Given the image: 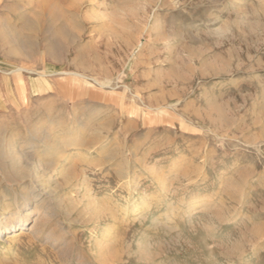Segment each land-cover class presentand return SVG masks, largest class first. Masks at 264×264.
<instances>
[{"label":"rangeland","instance_id":"1","mask_svg":"<svg viewBox=\"0 0 264 264\" xmlns=\"http://www.w3.org/2000/svg\"><path fill=\"white\" fill-rule=\"evenodd\" d=\"M47 116L64 177L27 143ZM0 126V264H264V0H0Z\"/></svg>","mask_w":264,"mask_h":264},{"label":"bare ground","instance_id":"2","mask_svg":"<svg viewBox=\"0 0 264 264\" xmlns=\"http://www.w3.org/2000/svg\"><path fill=\"white\" fill-rule=\"evenodd\" d=\"M26 14L24 12H21L19 15V22H22L25 18ZM22 39V38H21ZM3 68V67H2ZM17 70V69H16ZM9 71V70H7ZM16 72V71H14ZM62 72V71H61ZM60 72V73H61ZM32 73V72H31ZM35 73V72H34ZM69 74H74L76 76L79 77H86L85 74H79L76 72H68ZM39 74V73H38ZM18 75V74H17ZM41 75V74H40ZM19 76V75H18ZM89 78V77H88ZM91 78H93L91 76ZM19 79V78H18ZM95 79V78H94ZM70 80V79H69ZM105 80V79H103ZM84 82V81H83ZM103 82H106L103 81ZM68 83V82H67ZM93 83V82H92ZM112 83V82H111ZM26 85V84H25ZM103 85V84H102ZM111 88V86H110ZM125 88V87H124ZM127 88V86H126ZM22 90V89H21ZM90 90V89H89ZM62 91V90H61ZM26 92V91H24ZM69 94V93H68ZM81 94V93H80ZM102 95V94H101ZM124 95V94H123ZM24 96V95H23ZM106 96V95H105ZM67 97V96H66ZM27 98V97H26ZM123 98V96H122ZM101 100V99H100ZM28 103V102H27ZM119 107L120 110L122 111H127V105L124 102V99L121 100L119 102ZM61 110V109H60ZM59 111V110H57ZM128 114L131 115V112L127 111ZM122 113V112H121ZM56 113H48L49 116H53ZM85 115V114H84ZM51 116V117H52ZM57 116V115H56ZM51 117H45L44 120H36L32 123L29 124V131L28 133L33 137V139H29L28 140V144H30L31 146H36V152L42 153V156L40 155L41 158L45 159L46 162L48 163V166L54 167L55 169H57L58 173L61 175V177H64L66 175H69L67 172L71 169V167H67L65 165H62V161L65 158H68L69 155L66 154L67 149L69 148L68 146L70 145V142L75 140L73 138V136L69 137V136H65L64 132H66L67 128L65 125V120L64 118H51ZM67 121V120H66ZM86 123V122H85ZM89 124V123H88ZM106 125V124H105ZM68 126V125H67ZM16 127V126H15ZM104 128V126H103ZM22 129V128H21ZM18 132V133H17ZM72 132V131H71ZM98 132V131H97ZM64 133V134H63ZM103 134V133H102ZM20 134L19 131L16 132H6L5 128H3L2 126H0V158L2 160H6V159H10L12 162H14L15 164H18L21 159H22V153L20 150V145L18 143V141L20 140ZM100 139V138H99ZM98 139V140H99ZM97 140V139H96ZM94 141V140H93ZM100 141V140H99ZM98 141V142H99ZM75 142V141H74ZM96 142V141H95ZM90 143V142H89ZM95 144L94 142H91V146ZM71 146V145H70ZM84 146V145H83ZM95 146V145H93ZM119 150V149H118ZM75 155V154H74ZM9 161V160H8ZM61 164V165H60ZM67 164V163H66ZM45 165V164H44ZM47 166V167H48ZM148 170V169H146ZM150 170V169H149ZM20 171V170H19ZM70 173V172H69ZM151 173V172H150ZM189 173V172H188ZM159 174V172H158ZM25 172L24 171H20L16 174V180H24L25 178ZM63 175V176H62ZM153 175V174H152ZM162 175V173L160 174V176ZM137 176V175H136ZM159 176V175H158ZM41 177V176H40ZM57 177V176H56ZM71 177V175H70ZM69 177V178H70ZM121 178H125V174L121 176ZM40 179V178H39ZM41 180V179H40ZM54 179L51 176H48L47 179H45L43 177L42 181H47V182H51ZM85 182V181H84ZM134 185L137 186L140 182V180H138V178L134 179ZM45 184V183H44ZM23 185H25V183L22 181L20 184V187H22ZM25 187V186H24ZM29 188H31L30 185H28ZM165 187V186H164ZM88 190V189H87ZM33 196H31L32 198ZM144 196L143 195H138L135 199L134 202V206H133V212L134 214H138V212L141 209V204L142 201L144 200ZM91 200V199H90ZM30 201L31 199L27 197V194H19L17 191V194L15 196V198L13 200L10 201H6L3 205V209L5 212H15L16 214V219L18 220H25V215H23L24 209H26L29 205H30ZM201 201V200H200ZM197 202H199V200L195 201L193 203V208L198 207L197 206ZM90 209L92 208V210L94 213H96L97 215H104L106 214V208L105 206L101 205L98 201H96L95 199H93L92 201L89 202ZM14 210V211H13ZM111 213V211H109ZM113 217V215H112ZM9 218V217H8ZM99 219V218H98ZM7 220H10V223H13V219L9 218L6 219V222H4V224L6 225V223L8 222ZM10 225V224H9ZM99 244V243H98Z\"/></svg>","mask_w":264,"mask_h":264}]
</instances>
